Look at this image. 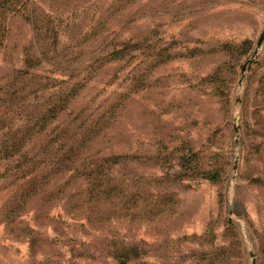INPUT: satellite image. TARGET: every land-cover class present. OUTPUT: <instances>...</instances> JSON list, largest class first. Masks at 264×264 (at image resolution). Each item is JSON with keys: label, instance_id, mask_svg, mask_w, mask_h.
Here are the masks:
<instances>
[{"label": "rangeland", "instance_id": "1", "mask_svg": "<svg viewBox=\"0 0 264 264\" xmlns=\"http://www.w3.org/2000/svg\"><path fill=\"white\" fill-rule=\"evenodd\" d=\"M0 264H264V0H0Z\"/></svg>", "mask_w": 264, "mask_h": 264}, {"label": "trees", "instance_id": "2", "mask_svg": "<svg viewBox=\"0 0 264 264\" xmlns=\"http://www.w3.org/2000/svg\"><path fill=\"white\" fill-rule=\"evenodd\" d=\"M13 150H15V149H13ZM132 248H120V250H121V256H122V258H125V257H128L129 256V253H133V251L131 250ZM123 262V261H122Z\"/></svg>", "mask_w": 264, "mask_h": 264}, {"label": "water", "instance_id": "3", "mask_svg": "<svg viewBox=\"0 0 264 264\" xmlns=\"http://www.w3.org/2000/svg\"><path fill=\"white\" fill-rule=\"evenodd\" d=\"M260 42H261V38L258 40V43H257L258 46H259Z\"/></svg>", "mask_w": 264, "mask_h": 264}]
</instances>
